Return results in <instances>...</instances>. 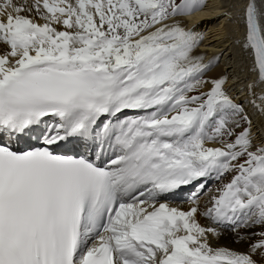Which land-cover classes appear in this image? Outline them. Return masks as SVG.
<instances>
[{
  "label": "snow or ice",
  "instance_id": "obj_1",
  "mask_svg": "<svg viewBox=\"0 0 264 264\" xmlns=\"http://www.w3.org/2000/svg\"><path fill=\"white\" fill-rule=\"evenodd\" d=\"M204 8L0 0V264H264V0L242 79L197 51Z\"/></svg>",
  "mask_w": 264,
  "mask_h": 264
},
{
  "label": "bare ground",
  "instance_id": "obj_2",
  "mask_svg": "<svg viewBox=\"0 0 264 264\" xmlns=\"http://www.w3.org/2000/svg\"><path fill=\"white\" fill-rule=\"evenodd\" d=\"M243 3L244 0H205V8L202 11L184 18L186 26L190 27L196 24L195 30L204 34L205 38L201 43V48L197 51L204 53L206 60L209 57L224 53L220 55V62L210 75L223 71L226 64L228 65V71L241 79L248 74V59L242 56L240 48L234 43L242 37L244 31L241 22ZM224 11L231 14L232 22H229L228 18L221 14ZM249 78H251L250 75ZM253 120L259 127L260 118L254 116ZM223 242L231 244L230 234H225L220 243ZM231 245L237 247L235 244Z\"/></svg>",
  "mask_w": 264,
  "mask_h": 264
},
{
  "label": "rangeland",
  "instance_id": "obj_3",
  "mask_svg": "<svg viewBox=\"0 0 264 264\" xmlns=\"http://www.w3.org/2000/svg\"><path fill=\"white\" fill-rule=\"evenodd\" d=\"M199 48H201V45H200ZM210 187H214V185L211 184ZM185 192H186V190H184L183 192L177 194V196L174 198V203L176 205L183 206V207L187 206L186 203L184 202V200H185ZM221 244L230 245L231 247H235V246L231 245L230 243L228 244L227 242H223Z\"/></svg>",
  "mask_w": 264,
  "mask_h": 264
}]
</instances>
